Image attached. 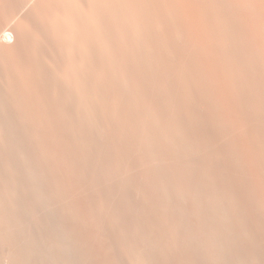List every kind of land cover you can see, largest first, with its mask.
I'll return each mask as SVG.
<instances>
[{
  "label": "bare ground",
  "instance_id": "1",
  "mask_svg": "<svg viewBox=\"0 0 264 264\" xmlns=\"http://www.w3.org/2000/svg\"><path fill=\"white\" fill-rule=\"evenodd\" d=\"M0 245L264 264V0H0Z\"/></svg>",
  "mask_w": 264,
  "mask_h": 264
},
{
  "label": "rangeland",
  "instance_id": "2",
  "mask_svg": "<svg viewBox=\"0 0 264 264\" xmlns=\"http://www.w3.org/2000/svg\"><path fill=\"white\" fill-rule=\"evenodd\" d=\"M29 204V203H28ZM27 203H25L24 205H28ZM56 204H54V203H51V204H48V205H46V207H42V208H39L38 209V211L39 210H42V213L44 214V215H49L50 213H52V212H55V211H57V205L55 206ZM28 206H31V205H28ZM56 207V208H55ZM54 208L56 209V210H54ZM49 210V211H48ZM52 211V212H51ZM40 215H42V213H40V212H38ZM47 220H49V217L47 218ZM47 220H46V222H47ZM51 221V220H50ZM49 221V222H50ZM48 222V223H49ZM51 232V231H50ZM64 232H65V234H67L66 233V230H64ZM52 236V235H51ZM50 239L52 238V237H49ZM45 239V241L48 243V241L50 242V241H53V242H55V238H53V240H48V238L46 239V238H44ZM43 243L45 242V241H43V239L41 240ZM42 242H40V243H42ZM52 242V243H53ZM56 243V242H55ZM0 250L1 251H3L4 249H3V247L0 245Z\"/></svg>",
  "mask_w": 264,
  "mask_h": 264
}]
</instances>
